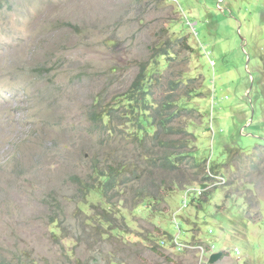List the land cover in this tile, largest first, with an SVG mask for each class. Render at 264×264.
<instances>
[{
    "label": "rangeland",
    "instance_id": "1",
    "mask_svg": "<svg viewBox=\"0 0 264 264\" xmlns=\"http://www.w3.org/2000/svg\"><path fill=\"white\" fill-rule=\"evenodd\" d=\"M161 47L176 52L174 76L189 71L199 117L190 129L209 179L187 186L213 184L183 210L181 239L225 251L214 264H264V0H0V259L200 264L165 233L178 232L187 186L162 213L124 209L130 231L119 234L92 204L105 198L80 205L71 180L107 137L88 135L93 102H116Z\"/></svg>",
    "mask_w": 264,
    "mask_h": 264
},
{
    "label": "trees",
    "instance_id": "2",
    "mask_svg": "<svg viewBox=\"0 0 264 264\" xmlns=\"http://www.w3.org/2000/svg\"><path fill=\"white\" fill-rule=\"evenodd\" d=\"M175 53L170 48H157L153 55L157 61L152 65L141 61L129 88L116 95V102L106 103L100 94L88 111L91 141L96 136L107 137L102 136L92 146L86 169L74 174L71 180L83 199L80 205H86L92 194L105 198V204L112 206L111 209L103 202L92 204L100 208L96 213L100 219L110 223L119 234L130 231L126 215L122 213L124 209L139 210L145 204L147 209L162 213V203L170 193L209 179L207 160L197 156L196 135L190 129L199 117L190 104L191 91H186L189 71L178 76L170 71ZM254 84L255 78L253 87ZM260 84L264 88V81ZM102 146H106L105 151L99 149ZM228 154L232 161L238 158L233 149ZM121 214V221L113 225ZM165 233L171 241L173 235ZM158 247H163L160 241L153 248ZM226 254L224 251L223 257ZM0 264L10 263L0 259Z\"/></svg>",
    "mask_w": 264,
    "mask_h": 264
},
{
    "label": "built area",
    "instance_id": "3",
    "mask_svg": "<svg viewBox=\"0 0 264 264\" xmlns=\"http://www.w3.org/2000/svg\"><path fill=\"white\" fill-rule=\"evenodd\" d=\"M208 172V171H207ZM211 174V173H210ZM212 177L217 178V183H224L225 178L222 176H217L211 174ZM213 184H209L206 182L204 185H198V186H187L183 190V200L181 206L175 210L172 214V219L174 221V224L178 230L177 234L173 237L174 244L180 248V249H194L197 250L200 254V264L206 262L207 259L210 258V256L216 252V245L212 243L207 242H196L187 243L185 240L181 239L182 234V228L180 225V216L183 212V210L188 207L189 203L192 202L194 198H196L198 195L208 191Z\"/></svg>",
    "mask_w": 264,
    "mask_h": 264
},
{
    "label": "water",
    "instance_id": "4",
    "mask_svg": "<svg viewBox=\"0 0 264 264\" xmlns=\"http://www.w3.org/2000/svg\"><path fill=\"white\" fill-rule=\"evenodd\" d=\"M223 257V252L222 251H218V252H215L211 255L210 259H209V262L211 264H214L216 263L217 261H219L221 258Z\"/></svg>",
    "mask_w": 264,
    "mask_h": 264
},
{
    "label": "clouds",
    "instance_id": "5",
    "mask_svg": "<svg viewBox=\"0 0 264 264\" xmlns=\"http://www.w3.org/2000/svg\"><path fill=\"white\" fill-rule=\"evenodd\" d=\"M208 173V172H207ZM200 185H203V184H200ZM181 225V224H180ZM173 237H174V235H173ZM224 252V251H223ZM215 253V252H214ZM211 257V256H210Z\"/></svg>",
    "mask_w": 264,
    "mask_h": 264
}]
</instances>
